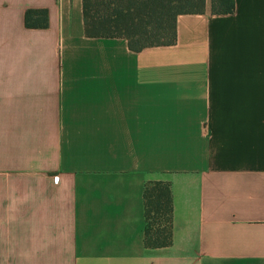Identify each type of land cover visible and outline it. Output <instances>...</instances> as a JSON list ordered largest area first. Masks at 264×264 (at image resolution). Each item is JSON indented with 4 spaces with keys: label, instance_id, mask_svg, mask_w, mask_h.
Returning <instances> with one entry per match:
<instances>
[{
    "label": "crops",
    "instance_id": "obj_1",
    "mask_svg": "<svg viewBox=\"0 0 264 264\" xmlns=\"http://www.w3.org/2000/svg\"><path fill=\"white\" fill-rule=\"evenodd\" d=\"M150 181L172 190L163 247ZM0 264H264V0L141 51L88 36L83 0H0Z\"/></svg>",
    "mask_w": 264,
    "mask_h": 264
},
{
    "label": "trees",
    "instance_id": "obj_2",
    "mask_svg": "<svg viewBox=\"0 0 264 264\" xmlns=\"http://www.w3.org/2000/svg\"><path fill=\"white\" fill-rule=\"evenodd\" d=\"M231 13L235 0H83L85 33L90 37H122L129 48L174 44L177 18L183 13ZM189 6V7H188ZM28 27H46L48 11L29 9ZM145 244L163 247L172 242L173 197L167 181H150L144 187Z\"/></svg>",
    "mask_w": 264,
    "mask_h": 264
},
{
    "label": "rangeland",
    "instance_id": "obj_3",
    "mask_svg": "<svg viewBox=\"0 0 264 264\" xmlns=\"http://www.w3.org/2000/svg\"><path fill=\"white\" fill-rule=\"evenodd\" d=\"M189 7V6H188ZM209 8H210V6H209Z\"/></svg>",
    "mask_w": 264,
    "mask_h": 264
}]
</instances>
